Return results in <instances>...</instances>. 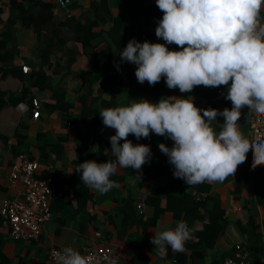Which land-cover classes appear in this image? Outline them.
Instances as JSON below:
<instances>
[{
  "label": "trees",
  "instance_id": "obj_1",
  "mask_svg": "<svg viewBox=\"0 0 264 264\" xmlns=\"http://www.w3.org/2000/svg\"><path fill=\"white\" fill-rule=\"evenodd\" d=\"M17 1L0 30V60L10 61L14 54L19 52L13 43L17 26L23 29L30 28L38 41L35 45L38 51L37 57H31V61L33 62L34 58L39 59V68L27 74L30 85L26 91L29 92L31 87L39 90L48 89L51 93L50 98L44 102L46 108L49 111L60 109L63 119L77 127L78 152L69 159L75 168L92 156L86 143L95 129L101 135L99 155L112 154L109 137L115 134V129L102 127L100 110L127 106L134 101L138 102L139 99L157 102L160 98L171 97L173 92L179 91L178 88L169 89L163 77L155 85H149L147 81L143 84L139 83L135 77L137 66L121 60L119 55L131 39L139 42L166 43L155 35V28L163 16L155 0H88V7L81 8L76 14L67 15L59 22L53 21L56 0L52 3L44 0ZM75 5L74 0H70L63 9L64 13L68 14L69 8H75ZM261 14L264 15V7ZM68 40H71L77 49L67 48ZM166 47L170 50H179L175 44H166ZM58 51L61 52L60 56L56 57L55 62H51V57ZM77 54L86 57L89 63L87 69L70 70ZM61 61L63 73L59 74L60 78L54 83L52 76L47 75L43 68L53 64L59 65ZM53 73L57 74V70H53L52 75ZM69 73L81 80L76 90L78 94L72 100L68 97L69 92L62 85V79ZM227 89L228 86L193 88L191 92L183 93L182 97L189 96L185 97L189 99L194 96L196 100L193 103L200 109H217L223 104L230 108L231 101L224 95ZM104 94L106 97L103 96ZM33 99L38 98L30 96L31 102ZM75 101L80 103L79 112L77 115H72L70 109L73 108ZM80 124L85 126L86 132L79 129ZM38 139L42 142L41 150L47 151L45 155L54 153L57 157L60 156L61 139L46 141L47 138L41 134H38ZM128 139L133 144H146L151 150V157L141 170L135 172L131 169L132 174L139 178L141 183L157 174H165L170 179L165 185L155 188L154 192L146 193L144 210H140L136 205L138 212L135 211L131 216L134 217L133 222L141 225L154 224L161 214L170 212L174 218L185 221L191 232V238L185 242L183 251L170 252L171 248L166 247L165 258L171 260L173 264H223L226 257L236 258L239 254L245 255L251 264H264V220L256 221L258 215L255 210L257 205L264 212V167L249 171L250 153L247 154L246 161L238 166L234 177L230 176L218 183L221 185L231 182L228 196L234 202L243 199V186L252 192L253 198L252 208L248 206L245 222L239 226L242 239L235 241L228 250L216 253L214 250L216 242L226 232L230 222L225 214L227 206L222 205L220 194L217 192L209 194L213 184L204 182L188 186L182 179L173 176V166L169 163L167 155L158 147L159 143L168 146L169 138L150 134L149 138L142 137L138 140L130 134ZM111 177L113 181L120 179L116 175ZM58 181V184H55V181L49 182V186L61 193L59 188L64 178ZM176 186H184V189L178 191L179 194L173 193ZM86 188L87 186L82 184L76 192L78 195H83ZM82 199L78 204L80 210L82 208L84 210L86 204L85 197ZM246 203L248 202L243 203L242 208H245ZM123 204L128 208L132 206L128 198ZM145 209L150 212L146 213ZM123 218H126L127 223L131 222L129 215ZM128 264H146V261L142 257L135 256Z\"/></svg>",
  "mask_w": 264,
  "mask_h": 264
},
{
  "label": "clouds",
  "instance_id": "obj_2",
  "mask_svg": "<svg viewBox=\"0 0 264 264\" xmlns=\"http://www.w3.org/2000/svg\"><path fill=\"white\" fill-rule=\"evenodd\" d=\"M155 2L163 13L155 35L166 43L131 39L119 52L121 60L137 66L135 77L141 84L155 85L163 77L169 89L178 88L181 93L191 92L195 86H228L224 95L232 107L200 109L192 98H185L189 96H171L100 110L104 126L115 129L109 137L115 159L86 160L74 171L84 185L101 194L117 186L110 177L119 169L141 170L151 157L150 147L133 144L130 134L138 140L151 133L170 138L172 147L164 143L158 147L173 166V176L188 186L234 177L249 152L253 169L264 166V139H247L238 123L245 107L264 117V0ZM166 44H175L179 50H170ZM218 116L223 117L219 132L213 127ZM190 238V229L181 220L174 229L153 235L151 243L162 254L166 247L181 252ZM55 261L92 264V258L70 246L56 253ZM96 264H117V260L105 253Z\"/></svg>",
  "mask_w": 264,
  "mask_h": 264
},
{
  "label": "crops",
  "instance_id": "obj_3",
  "mask_svg": "<svg viewBox=\"0 0 264 264\" xmlns=\"http://www.w3.org/2000/svg\"><path fill=\"white\" fill-rule=\"evenodd\" d=\"M15 1L17 0H0V30L9 17L10 10L16 4ZM44 1L52 3L55 0ZM74 2L76 3L75 8L70 7L68 14H65L56 5L53 21L59 22L67 15L76 14L81 8L88 7V0H74ZM261 18L264 22V15L261 14ZM13 43L19 52L14 54L10 61L0 60V195L12 197L21 187L19 181L10 182V171L12 165L24 157L38 161L39 169L35 173V177L48 180V182L55 181V184H58V180L61 178H64V181L61 182V188H59L61 193L52 187L50 198V206L53 205L52 216L49 221L41 224L38 241L12 239L9 236V227L2 223L0 217V264H53L47 258L48 250L52 247L70 246L81 251L86 247L102 245L113 250L118 256V264H128L135 256L145 259L146 264H173L171 260L165 258V251L162 254L151 243V237L160 231L174 229L180 220L174 218L170 212L161 214L154 224H137L133 222L134 217H131L135 211L138 212L136 205L141 204L140 210H144L146 193L154 192L155 188L165 185L170 179L165 174H157L141 183V180L132 174L131 168L119 169L115 174L117 178H120L115 181L117 186L107 193L101 194L87 187L83 191V195H78L76 189L81 188L83 183L80 174L74 171L73 163L69 162V159L75 153L77 155L78 152L76 150L77 127L67 124L68 122L63 119L64 116L60 109L49 111L46 108L44 102L50 98L51 93L48 89L39 90L36 87H31L29 92L26 91L30 85L27 74L39 68V59L34 58L33 62L31 61V57H37L38 53L35 49L38 41H36L32 30L17 26ZM66 47L77 49L71 40L67 41ZM60 54L61 52L58 51L50 61L55 62L56 57H59ZM62 64L61 61L59 65L53 64L43 68L47 75L52 76L54 83L60 78L59 74L63 73ZM21 65H27L29 71L23 74ZM88 67L89 63L86 57L77 54L70 70H84ZM53 70H57V74L53 73L54 75H52ZM80 82L81 80L72 76V73L62 79V85L69 92L68 97L71 100L75 99L78 94L76 90L79 88ZM194 88L204 89L206 87L195 86ZM182 94L180 91H175L171 96L182 97ZM30 96L37 97L40 105L36 118L32 117L33 105ZM103 96L106 97L105 94ZM191 98L193 101L196 100L194 96L189 99ZM79 106L80 103L75 101L70 113L77 115ZM225 107L223 104L217 110H223ZM222 123V116H218L217 122H213V127L217 132L220 131L219 124ZM102 127H105L103 123ZM79 129L86 132L83 124L79 125ZM38 134L47 138L46 141L62 140V151L59 157L54 153L45 155L47 151L41 150L42 142L38 139ZM151 134L156 135L155 133ZM100 139L101 135L95 129L86 143L92 153V156L87 160H95L97 163L114 160L113 153L99 155ZM78 144L81 145L80 142ZM167 145L168 147L173 145L170 138ZM111 179L113 178L111 177ZM218 183H212L213 188L209 194L214 192L220 194L222 205L227 206L225 214L230 222L228 226L233 227L239 238L242 239L239 226L245 222L248 206L252 208L253 194L246 186H243V199L234 202L228 196L231 182L221 185ZM181 189H184V186H176L173 193H177ZM82 197L86 199L84 210H82L83 208L80 210L78 207V204L83 200ZM127 198L131 200V208L123 204ZM163 201L162 203H164ZM245 201L248 203L245 208H242ZM255 210L258 215L256 221L262 222L264 212L257 205ZM145 212L148 213L150 210L145 209ZM127 215L130 217V223H127L126 218H123ZM235 241L231 233L225 232L217 240L214 250L216 253L226 251ZM170 252L175 251L171 249Z\"/></svg>",
  "mask_w": 264,
  "mask_h": 264
},
{
  "label": "built area",
  "instance_id": "obj_4",
  "mask_svg": "<svg viewBox=\"0 0 264 264\" xmlns=\"http://www.w3.org/2000/svg\"><path fill=\"white\" fill-rule=\"evenodd\" d=\"M70 0H56L59 8L65 9ZM68 10V9H67ZM66 10V11H67ZM23 73L29 71L27 65H21ZM33 112L32 117L36 118L39 114V102L37 99L32 100ZM69 125V123H68ZM246 138L249 140L264 139V117L250 112L247 119ZM251 161L248 170L264 167L256 166L254 169ZM39 169V163L35 159L21 158L15 162L10 171V182L19 181L21 187L12 197L0 195V217L2 223L9 227V236L14 240L38 241L40 236V226L51 219L52 211L50 198L52 188L48 180L35 177ZM137 207L140 209L141 204ZM98 234V233H97ZM78 251L77 249L73 248ZM63 248L52 247L48 250L47 258L50 263L56 264V253L62 252ZM80 252L81 255L92 258V264L101 258L105 253H109L117 260L118 256L108 246L86 247ZM223 264H251L245 255H236V258L226 257Z\"/></svg>",
  "mask_w": 264,
  "mask_h": 264
},
{
  "label": "water",
  "instance_id": "obj_5",
  "mask_svg": "<svg viewBox=\"0 0 264 264\" xmlns=\"http://www.w3.org/2000/svg\"><path fill=\"white\" fill-rule=\"evenodd\" d=\"M249 115H250V112L248 111L246 107L241 109V117L239 120V124H240L241 131L244 133L245 137H246V132H247V119ZM226 232L231 233L234 236L236 241H240V238L238 234L234 231L233 227L227 226Z\"/></svg>",
  "mask_w": 264,
  "mask_h": 264
},
{
  "label": "rangeland",
  "instance_id": "obj_6",
  "mask_svg": "<svg viewBox=\"0 0 264 264\" xmlns=\"http://www.w3.org/2000/svg\"><path fill=\"white\" fill-rule=\"evenodd\" d=\"M68 13V12H67Z\"/></svg>",
  "mask_w": 264,
  "mask_h": 264
}]
</instances>
